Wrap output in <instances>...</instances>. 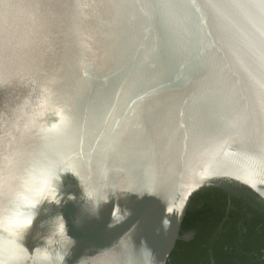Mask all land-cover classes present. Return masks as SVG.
<instances>
[{
    "label": "water",
    "instance_id": "water-1",
    "mask_svg": "<svg viewBox=\"0 0 264 264\" xmlns=\"http://www.w3.org/2000/svg\"><path fill=\"white\" fill-rule=\"evenodd\" d=\"M42 84L70 109L62 135L18 120ZM35 160L78 178L19 243L60 212L66 264H166L208 188L264 203V0H0V204ZM28 252L0 234V264Z\"/></svg>",
    "mask_w": 264,
    "mask_h": 264
},
{
    "label": "clouds",
    "instance_id": "clouds-1",
    "mask_svg": "<svg viewBox=\"0 0 264 264\" xmlns=\"http://www.w3.org/2000/svg\"><path fill=\"white\" fill-rule=\"evenodd\" d=\"M17 107L18 120L21 121L23 130L34 128L43 137L62 135L72 123L69 107L57 103L53 89L46 84L39 85L35 93L29 90V94L23 97ZM67 172L76 176L70 169L54 165L47 160H35L24 167L14 177L6 202L0 204V234L14 239L28 252L19 241L23 240L32 228L44 205L59 207L65 200L62 175ZM88 198L94 200L93 206L97 212L100 203L106 202V199L101 201L91 195ZM67 199L73 200L74 196L69 193ZM43 210L45 213L49 211L48 208ZM116 214L114 209V219ZM38 227L44 229V232L37 233L41 243L34 247L31 253L28 252L30 264H66V258L71 255L76 241L68 234L63 214L57 212L47 216L39 222Z\"/></svg>",
    "mask_w": 264,
    "mask_h": 264
},
{
    "label": "trees",
    "instance_id": "trees-1",
    "mask_svg": "<svg viewBox=\"0 0 264 264\" xmlns=\"http://www.w3.org/2000/svg\"><path fill=\"white\" fill-rule=\"evenodd\" d=\"M208 189L192 198L166 264H264V203L244 194L227 204L225 190Z\"/></svg>",
    "mask_w": 264,
    "mask_h": 264
},
{
    "label": "flooded vegetation",
    "instance_id": "flooded-vegetation-1",
    "mask_svg": "<svg viewBox=\"0 0 264 264\" xmlns=\"http://www.w3.org/2000/svg\"><path fill=\"white\" fill-rule=\"evenodd\" d=\"M212 188H214V187H212ZM220 189L221 190H225L227 192V196L225 197V201H226L227 204H230L231 203V199L232 198H235V197L236 198H242V196H244V194H247L248 196H252L253 195L251 192L247 191L243 187H235V186H232V187L220 188ZM210 190H211V188H210ZM263 252H264V249H263ZM263 259H264V254H263Z\"/></svg>",
    "mask_w": 264,
    "mask_h": 264
}]
</instances>
